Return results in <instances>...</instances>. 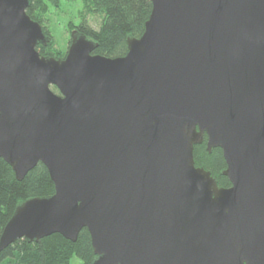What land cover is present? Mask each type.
<instances>
[{"label": "water", "instance_id": "95a60500", "mask_svg": "<svg viewBox=\"0 0 264 264\" xmlns=\"http://www.w3.org/2000/svg\"><path fill=\"white\" fill-rule=\"evenodd\" d=\"M29 1L0 0V157L54 192L16 205L0 251L85 227L91 264H264V0H150L124 55L73 29L63 58ZM204 135L229 186L194 163Z\"/></svg>", "mask_w": 264, "mask_h": 264}, {"label": "trees", "instance_id": "16d2710c", "mask_svg": "<svg viewBox=\"0 0 264 264\" xmlns=\"http://www.w3.org/2000/svg\"><path fill=\"white\" fill-rule=\"evenodd\" d=\"M83 1L88 11L101 17L99 27L94 29L85 20L74 27L80 34L97 43L93 53L110 57L126 53L127 37L141 35L151 10L150 0ZM49 4H57V0H30L26 13L38 21L45 34L50 37L46 44L38 43L36 49L41 55L59 58L64 55L52 48L51 36L43 25ZM52 88L57 91L55 86ZM193 158L196 166L210 171L219 186L229 185L228 178L222 174L225 160L219 147H212L208 151L203 142L196 144ZM53 192V181L41 162L21 180H17L11 166L0 157V234L18 203L34 196H48ZM74 255L82 264H91L95 258L90 235L85 227L79 231L75 241L66 239L59 233L49 234L37 241L18 238L0 251V264H69Z\"/></svg>", "mask_w": 264, "mask_h": 264}, {"label": "rangeland", "instance_id": "374dc122", "mask_svg": "<svg viewBox=\"0 0 264 264\" xmlns=\"http://www.w3.org/2000/svg\"><path fill=\"white\" fill-rule=\"evenodd\" d=\"M81 20H85L92 28L98 29L101 17L88 11L83 0H57V4H49L43 18V25L49 31L54 50L65 56L70 44V33L75 29L74 25ZM70 25L73 27L70 28ZM69 264H82V262L74 255Z\"/></svg>", "mask_w": 264, "mask_h": 264}, {"label": "flooded vegetation", "instance_id": "af4514ba", "mask_svg": "<svg viewBox=\"0 0 264 264\" xmlns=\"http://www.w3.org/2000/svg\"><path fill=\"white\" fill-rule=\"evenodd\" d=\"M204 144H205V146H206V136L204 135V138H203V141H202ZM229 185H230V182H229ZM229 185H227V186H229ZM219 186V185H218ZM226 187V186H225Z\"/></svg>", "mask_w": 264, "mask_h": 264}]
</instances>
